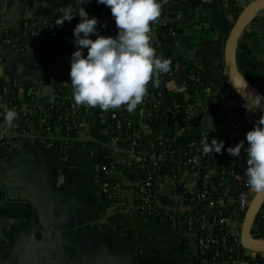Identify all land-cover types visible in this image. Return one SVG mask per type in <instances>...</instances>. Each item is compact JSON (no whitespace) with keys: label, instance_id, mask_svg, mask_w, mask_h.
I'll use <instances>...</instances> for the list:
<instances>
[{"label":"crops","instance_id":"obj_1","mask_svg":"<svg viewBox=\"0 0 264 264\" xmlns=\"http://www.w3.org/2000/svg\"><path fill=\"white\" fill-rule=\"evenodd\" d=\"M256 1L248 0L249 4ZM74 2L0 0V37L7 31L16 34L24 47L17 54L0 43V83L18 82L22 110L31 116L39 109L27 100L37 89L51 95L53 86L62 88L65 105L77 106L70 84L71 56L77 49L67 30L69 21L56 24L59 12ZM86 5L94 10L107 7L96 0ZM244 8L235 0H223V5L220 0H167L163 18L152 25L153 43L167 46L163 57L170 64L177 55L183 57L188 66L202 71L206 81L205 88L192 89L182 77L158 76L159 82L148 86L150 101L163 84L174 98L183 99L184 117L174 134L176 142L212 134L229 136L239 117L253 128V119L262 115L246 110V100L236 91L226 64V44ZM33 16L38 20V36L24 28L25 20ZM179 30L191 35H180ZM234 66L238 85L247 96L264 94V10L240 36ZM214 96L221 98L217 113L210 106ZM122 110L126 118L139 123L136 149L148 156L169 131L154 132L153 116L140 106L133 112ZM39 125L40 120L29 123L23 139L0 152V264H201L195 234L170 226L137 205L138 169L123 156L133 146L131 138L111 133L106 119L78 124L71 136L61 127L51 134L41 133ZM1 132L9 139L21 134L17 124L7 131L2 126ZM102 157L119 162L116 177L122 193L115 203L106 202L100 193ZM171 160L181 164L182 155L175 151ZM247 167V163L237 167L245 181ZM200 185L198 173L165 176L158 187L157 205L164 212H181ZM245 188V182L229 177L221 205L236 207ZM233 215L232 234L241 238L238 215Z\"/></svg>","mask_w":264,"mask_h":264},{"label":"clouds","instance_id":"obj_2","mask_svg":"<svg viewBox=\"0 0 264 264\" xmlns=\"http://www.w3.org/2000/svg\"><path fill=\"white\" fill-rule=\"evenodd\" d=\"M88 0H83L85 5ZM97 4L110 8L118 33L115 36L100 35V18L92 16L85 6L74 11L72 5L62 9L56 24L63 26L77 14L80 22L73 30L76 51L71 56L70 78L73 100L77 106L99 107L107 112L121 109L137 110L143 104L151 83H158L160 73H167L170 60L157 54L152 43V25L161 16L167 0H96ZM96 36L95 39L92 37ZM87 49V55H85ZM246 98L245 108L257 113L264 108V94ZM18 119L15 109L3 112L5 131L14 127ZM204 153H221L225 142L213 137L203 140ZM242 149L247 155L245 175L250 189L264 193V115H260L254 127L246 133V141L227 147L233 157H240Z\"/></svg>","mask_w":264,"mask_h":264},{"label":"built area","instance_id":"obj_3","mask_svg":"<svg viewBox=\"0 0 264 264\" xmlns=\"http://www.w3.org/2000/svg\"><path fill=\"white\" fill-rule=\"evenodd\" d=\"M85 6L86 10L92 15L97 16L100 18L101 24L107 23V27H101L100 31H105L107 33H110L112 35H117L118 29L115 25V20L112 17L110 8L102 7L100 9L94 10L88 7L86 4L83 5L79 0H75L73 3V10L76 11L79 8ZM164 12L162 10L161 16L157 19L158 21L163 18ZM179 20L182 18V15L179 14L178 16ZM80 22V17L77 14L70 22L67 24V30L69 34L71 35L72 41H74V34L73 30L75 26ZM24 28L28 30L31 35L38 36V20L35 16L28 18L25 20ZM10 32H5L2 37H4V40L2 42L3 45L11 47L15 53H23L24 47L22 38L20 37H13L9 35ZM74 44V42H73ZM87 49H85L86 51ZM157 54L163 57V51L157 50ZM160 77H162L165 80H174L176 78L182 77L185 79V82L187 85L192 89H199L205 85V78L201 70L193 67V66H181V63L179 61L174 60L172 64H170L169 71L167 73H160ZM13 88H18V82L13 81ZM11 87H6L4 89L5 93H9ZM39 90V89H38ZM34 94V91L31 93V95ZM49 99L52 98V95H48ZM160 97V94L157 96H154V99L150 101L149 96H145L143 104L140 105L142 109L150 114V106L149 104L153 103L154 108H157L159 106V102L157 101V98ZM32 105L36 106L34 104V100L31 103ZM11 105L10 102H6L5 99L0 98V110H5L7 106ZM176 105V104H175ZM176 108H179V106H176ZM77 106L73 109H68L70 112L69 116H67L63 121L65 122V134H70V132L73 131V126H77L81 123H88V120L90 119V111L86 110L84 116L81 117V115L77 112ZM41 110V119H40V125L39 130L41 133H53V129L51 127L50 122L47 121V116L49 114V109H40ZM23 119L26 123L29 122V119L31 117V113L27 111H23ZM111 113V121L115 123L114 125V134H123L127 135L129 138L133 140V146L128 149L126 152H124L123 156L130 161L132 164H134L138 170L144 169L147 171L146 178L142 181H139L135 183V187H137L136 191V201L140 202V205H138L144 213L149 215H157L159 218L165 222L162 218V215L167 219V221L173 226V227H185L187 226L188 229H186L187 232L192 233L193 232V217L190 216V221L185 220L183 221L180 216L177 215L178 212H164L162 211L158 205H157V188L159 187L160 183L164 179L165 176L161 174L162 167L167 161L171 160V154L169 151L164 147V142L162 139L158 141L155 144V147L153 151L148 156H142L137 152L136 149V141L135 139H140L139 131H133L129 132V127H126L123 120L120 118L119 113H117L118 109H110L108 110ZM3 112L0 113V152L7 151L14 143L13 140L15 139H9L7 138L2 132L1 127L3 126V122L1 119L3 118ZM109 113V114H110ZM45 116V117H44ZM105 113L101 115V119H105ZM72 118V121L69 122V118ZM154 118V117H153ZM62 120V118H61ZM80 122V123H79ZM237 123H241L242 125L249 126L243 116L238 118ZM108 128H110V122L108 121ZM239 134V133H238ZM18 138H16V141ZM242 140L246 141V137ZM15 142V143H17ZM202 142L200 143H192L189 146L190 151L189 152H183L180 153L182 155V162L181 164H177V171L179 174L183 172H194L198 173L200 176V172L202 170L207 169L208 165L207 162H210L211 160H217L218 162L215 163L214 168L216 171L223 170L222 165V157L219 153H204ZM160 150V152H158ZM225 151L227 152V147L225 148ZM242 152L244 150L242 149ZM247 157H238L233 160H231V164L235 166L236 168L240 163H246ZM108 177L102 178L100 182V193L101 195L110 203H115L119 200L121 193H122V183L120 179L116 177V172L118 171V168L113 165L109 169L106 167L101 168ZM211 176H213L212 172H209L205 174L203 177H201V185L200 189L197 191L196 194L191 196V198L188 201L194 202L196 200H205L207 196L210 195L209 190V182L211 179ZM236 178V180L240 182H245L246 188L243 190L238 198V218L240 221V229H242L244 216L246 215L253 197L252 194L254 191L250 189L247 182L245 181V177L239 174L237 171L232 172L230 177ZM226 184V182H225ZM221 208H224L221 203H218ZM215 208V203L211 202L207 206V210H212ZM261 214L264 215V206L260 211ZM231 219H227L224 216V213L222 210H217L216 216L212 222H209L205 216L201 218V225L199 227L198 232H195L198 239V246H199V257L201 264H247L246 262H243L239 259H233L232 257H229L226 261H221L219 258L221 256L220 252V245L225 244L228 237L233 236L232 229L229 225ZM214 228H218V234L221 232V243L216 239L217 236L214 235L213 231ZM229 228V229H228ZM226 229V230H225ZM239 241H237L232 249L229 251V253H232L233 250L236 248L241 249L243 248L246 251V254L250 256L252 260H257L260 258H264V253H256L246 250L240 241V238H238ZM258 239V238H257ZM259 240H264V238H259Z\"/></svg>","mask_w":264,"mask_h":264},{"label":"trees","instance_id":"obj_4","mask_svg":"<svg viewBox=\"0 0 264 264\" xmlns=\"http://www.w3.org/2000/svg\"><path fill=\"white\" fill-rule=\"evenodd\" d=\"M10 37H18L16 34L9 33ZM93 38V37H92ZM94 39V38H93ZM4 40V37H0V43H2ZM23 42V41H22ZM153 43V41H152ZM153 45L156 47V50H162L163 53L166 51V45H162L160 47H157V44ZM176 61H179L181 63L182 67L188 66L187 61L181 57L176 56ZM14 80L10 81H3L0 83V98L5 99L6 102H10L11 105L7 106L6 108L15 109L18 112V119L14 122V124H17L20 128V136L17 139L18 141H21L23 137L26 134L27 126L29 123L33 121H39L41 119V110L35 111L37 113V117L34 119L33 115L30 117L29 122L26 123L23 119V112L22 107L24 103L20 100L18 93L15 94V91L18 89H15L12 87ZM6 87H11L9 93H5L4 89ZM206 87V81L205 85L199 89H203ZM160 94V97L157 98V101L160 103L157 108H154V104H149L150 106V114L154 117L153 118V125L152 130L156 133L163 132V131H169L167 135L164 136L162 141L164 142V147L169 151V153L178 151L180 153L183 152H189V146L192 143H200L203 140H211L213 137H216L218 141H224L225 142V148L229 146H235L239 143L243 138L246 137V133L252 129L251 126L242 125L241 123H238L232 130L231 134L229 136H222L217 134H212L207 137L202 138H187L182 142H176L174 140V134L177 131L178 127L181 125L183 117H184V109H185V103L182 98H174L165 88V84H163L158 90H156L153 94V96H157ZM52 98L49 99L48 95H45L41 90H34V94L30 95L27 103H32L34 100V104L38 107V109H49V114L47 116V121L50 122L52 131L56 129V127H61L63 130L65 128V122L63 121L67 116H69L70 112L68 111V107L65 105L66 97L63 95L62 88H59L57 86H53L51 91ZM176 104V105H175ZM221 104V98L214 96L211 100L210 106L211 109L217 113L219 111ZM176 106H179V108H176ZM77 112L79 115L84 116L86 110L90 111V119L88 120V123L93 122L97 119H101V115L105 113V119L110 122V128L109 131L114 134V125L115 123L111 121V113L109 111L104 112L101 109L99 111H93L92 109H89L83 105L77 106ZM141 110L143 111L142 107L140 106ZM4 110H0V113H2ZM110 113V114H109ZM117 113H119L120 118L125 123L126 127H129V132L138 131L139 130V123L130 121L128 118L125 117L124 111L121 109H118ZM45 117V116H44ZM62 118V120H61ZM3 122V118L1 119ZM72 121V118H69V122ZM80 123V122H79ZM74 129V126H73ZM73 133L70 132L69 136H71ZM239 133V134H238ZM136 142H139L140 139H135ZM17 142L16 139L13 140V143ZM158 144V143H157ZM156 144V146H157ZM160 152V150H158ZM222 157V165L223 170L216 171L214 168V165L216 162H218L216 159L211 160L210 162H207V169L202 170L200 172L201 177H203L205 174L212 172L213 176H211L210 182H209V190L210 195L207 196L205 200H196L194 202L187 201L184 203V210L181 212H178L177 215L180 216V218L185 221H190V216L193 217V232H198L199 227L201 225V218L203 216L206 217V219L209 222H212L216 216L217 210H222L224 213V216L227 219H231L234 217L233 214H239L238 213V205L236 207H229V208H221L218 203H220V196L224 190L225 182L230 177L232 172H236L237 168L231 164V160L238 158L231 156L228 152L223 150L222 154L219 153ZM240 157L246 158L247 155L244 154L241 151ZM247 163V160H246ZM115 165L119 169V162L114 159L105 158L102 157L100 164H99V170L100 175L102 178L108 177L106 176V173L101 169L103 166L109 169L111 166ZM161 174L163 176H177L179 175V172L177 171V164L172 161H167L162 167ZM147 171L144 169H140L137 171L136 176L134 177V184L142 181L146 178ZM135 190L137 191V187H135ZM158 191V188H157ZM103 200L108 202L104 197ZM215 203V208L212 210H207V206L211 203ZM110 203V202H108ZM137 205H140V202L137 201ZM243 218L245 217L244 214L242 215ZM163 220L168 225L172 226L167 219L162 215ZM188 229V227H185V230ZM229 229V228H228ZM226 230V229H225ZM221 232H219V235L216 237V239L221 243ZM252 234L255 238H264V215L259 213L254 228L252 231ZM239 241L238 238L231 236L228 237L225 244L220 245V260L226 261L229 257H232L233 259H239L243 262H246L247 264H264V258H260L257 260H252L249 255L246 254V251L241 248L238 249L235 247L232 253H229V251L232 249L233 245ZM0 242H2L0 240Z\"/></svg>","mask_w":264,"mask_h":264},{"label":"water","instance_id":"obj_5","mask_svg":"<svg viewBox=\"0 0 264 264\" xmlns=\"http://www.w3.org/2000/svg\"><path fill=\"white\" fill-rule=\"evenodd\" d=\"M236 3L240 6H244V10L242 14L238 17L236 24L233 28V31L230 35L229 40L226 44L225 54H226V64L233 81L234 87L236 91L242 96L245 100L246 98L251 100L249 96H247L239 87L236 74H235V66H234V52L236 44L242 35L243 31L250 23L252 18L259 12L264 10V0H259L254 3L249 4L248 0H235ZM220 4L223 5V0H220ZM181 34H190L191 32H186L185 30H179L178 32ZM100 35L108 36V33L105 31H100ZM17 90L15 91V94ZM262 115H264V108L260 110ZM37 113H34V117L36 118ZM259 117L253 119V127L255 125L256 120ZM264 206V193H258L255 198H253L252 203L245 215L242 230H241V244L242 246L251 252L256 253H264V240H259L255 238L252 234L254 224L258 214L260 213L261 209ZM214 235L217 236L218 228H214L213 231Z\"/></svg>","mask_w":264,"mask_h":264}]
</instances>
